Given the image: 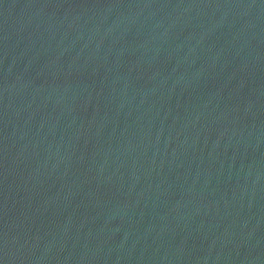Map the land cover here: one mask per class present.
<instances>
[{"label":"water","instance_id":"obj_1","mask_svg":"<svg viewBox=\"0 0 264 264\" xmlns=\"http://www.w3.org/2000/svg\"><path fill=\"white\" fill-rule=\"evenodd\" d=\"M0 264H264V0H0Z\"/></svg>","mask_w":264,"mask_h":264}]
</instances>
